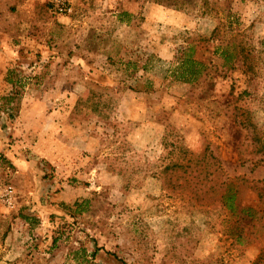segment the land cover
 I'll use <instances>...</instances> for the list:
<instances>
[{
    "label": "rangeland",
    "instance_id": "rangeland-1",
    "mask_svg": "<svg viewBox=\"0 0 264 264\" xmlns=\"http://www.w3.org/2000/svg\"><path fill=\"white\" fill-rule=\"evenodd\" d=\"M219 1L220 17L150 0H66L65 13L0 0V264H264V238L231 236L218 203L233 180L240 204L261 205L249 186L264 179L261 155L239 148L253 127L231 115L236 103L263 132L264 73L237 99L238 64L214 103L171 74L187 39L229 11L231 29L263 45L264 0ZM179 145L221 160L215 191L164 186Z\"/></svg>",
    "mask_w": 264,
    "mask_h": 264
},
{
    "label": "trees",
    "instance_id": "trees-1",
    "mask_svg": "<svg viewBox=\"0 0 264 264\" xmlns=\"http://www.w3.org/2000/svg\"><path fill=\"white\" fill-rule=\"evenodd\" d=\"M150 1L180 11L198 12L217 17H220L219 14L223 12V4L219 0ZM232 16V12L229 11L224 20L220 18L219 24L209 36L188 38L187 45L176 56L171 68V74L175 79L195 85V89L201 90L200 97L209 99L213 103L215 100L212 97L219 80L236 70L238 64L241 65L243 73L246 75L248 86L237 99L254 94L264 73V43L258 48L246 41L243 36L244 33L239 34L235 29H231ZM201 41L207 42L205 50H211L210 45L213 46L214 54L217 55L215 60L205 57V52L201 53L198 49L201 46ZM223 107L229 109L227 103H224ZM234 109L236 113L231 116L236 121L241 118L239 124L243 128L253 127L250 142L240 143L239 148H250V152L260 154L264 166V130L263 132L259 131L256 124L253 123L250 111L242 109L241 112L239 107H236V103ZM174 148L180 152V156L163 166L161 173L164 175V186L175 191L179 188L184 189L188 183H192L189 186L192 192L195 190L207 194L210 190L215 191L216 185L213 184V175L222 170L221 160L207 153L196 159L183 145L174 146ZM239 151L240 159L243 160L244 154L240 149ZM182 178L184 179L181 181ZM243 181L244 183L248 182L246 179ZM249 186L258 196L261 203L258 207L239 203L236 183L233 180L222 181L219 187L221 191L218 203L229 214L230 229L228 233L237 237L238 241L249 236L264 238V179L252 181ZM257 225L260 226V230H257L260 232L259 235L254 231Z\"/></svg>",
    "mask_w": 264,
    "mask_h": 264
},
{
    "label": "built area",
    "instance_id": "built-area-1",
    "mask_svg": "<svg viewBox=\"0 0 264 264\" xmlns=\"http://www.w3.org/2000/svg\"><path fill=\"white\" fill-rule=\"evenodd\" d=\"M55 1H56L57 10L60 13H65L72 10V8L68 7V5L66 4V0H55Z\"/></svg>",
    "mask_w": 264,
    "mask_h": 264
}]
</instances>
